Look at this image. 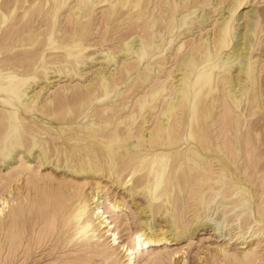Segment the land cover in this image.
I'll list each match as a JSON object with an SVG mask.
<instances>
[{"label":"bare ground","instance_id":"6f19581e","mask_svg":"<svg viewBox=\"0 0 264 264\" xmlns=\"http://www.w3.org/2000/svg\"><path fill=\"white\" fill-rule=\"evenodd\" d=\"M252 2L158 0L150 13V0H13L10 20L0 4V167H9L0 186L37 188L45 175L31 167L35 161L61 175H46L49 191L34 202L43 212H14V257L46 241L50 249L75 248L80 262L135 264L144 251V264L174 262L179 250L150 249L207 228L225 236L232 213L243 250L237 264H258L251 247L264 240V68L255 47L264 37V8L256 7L264 0ZM246 7L241 27L238 11ZM97 62L106 68L72 105L39 100L52 79L86 82V67ZM166 168L169 178L183 179L179 196H158ZM68 174L87 182L74 185ZM105 179L133 204L145 203L137 208L145 228L125 243L114 225L125 204L107 200ZM6 206L0 199V216ZM212 208L218 221H208ZM186 209L197 213L188 228ZM157 216L166 231L153 230Z\"/></svg>","mask_w":264,"mask_h":264},{"label":"rangeland","instance_id":"374dc122","mask_svg":"<svg viewBox=\"0 0 264 264\" xmlns=\"http://www.w3.org/2000/svg\"><path fill=\"white\" fill-rule=\"evenodd\" d=\"M3 1L4 0H0V2H1L0 4H2V6H3L2 10L4 9L2 11V15L5 16V18H7L8 20H10V18L14 17V13H11V12L8 13V11H11V10L14 9V8H12L13 4H11L13 2V0L12 1L11 0H8V1L5 0L4 2ZM216 1L220 2V0L219 1L218 0H214V2H216ZM255 1L256 2L257 1L261 2V0H253L252 5H255L254 4ZM150 3H151V5H150V13L157 12V9L154 8V6L156 7V4H158V0H150ZM227 3L224 2V6ZM5 5H6V7H5ZM7 5H9V6L7 7ZM256 7H258V9H263L264 8V4L258 3L256 5ZM9 8H10V10H9ZM250 9L251 8L246 7L244 9H241V10L238 11V15H240V17H241V20H240L241 27H245L246 20L248 19L247 17H245L246 16V12L248 10H250ZM6 10H8V11H6ZM103 10L104 9H99L96 12L97 15H98V18H99V20L97 22V30L98 29L101 30L100 33H99V36L102 35V31H103L102 30L103 27H102V23H101L102 20H100L101 17H102ZM63 11L66 12V9H63ZM3 12L4 13L7 12V13L3 14ZM262 13L264 15V11H262ZM218 19L217 18L216 19H211L209 22L213 21L212 24H214L216 22V20H218ZM125 25H126V22L123 24V26L121 28L122 31L125 29ZM262 26H263V29H264V22L262 23ZM211 27L212 26H210V28ZM210 30H212V28ZM203 34H205V32ZM121 35H122V33H119V35L117 34L116 35L117 38L115 37L114 38L115 40L113 39L110 44H113L114 47L120 46L121 42H122V40L120 39ZM260 35L262 36V34H260ZM194 36H195V38L196 37L199 38L200 33L198 31H196ZM261 36L258 37V40L260 42L259 43L260 46L258 45V41H257V45L258 46L255 47V52H257L258 55H259L260 51L262 53L261 60L263 59V61H261L259 69H261V67L264 68L263 67V65H264V39L263 38L264 37L261 38ZM260 38L262 40H260ZM113 41H115L114 43H116L117 41L118 42L120 41V42L119 43L117 42L116 44H114ZM258 48H260V49L258 50ZM90 50H91L90 52L88 51V54L89 53L91 54L89 56H95V55H93L94 54V51H93L94 49H90ZM257 54L255 53V55H257ZM86 55H87V53H86ZM95 64H96V66L95 65H93V66L92 65H88V67H86L87 69H85V71H84V74L87 73V75H88L87 78H86L87 79L86 82H83L84 80H82V79H74L71 82V80L66 79V78H62V77H61L62 79H60V78L52 79L53 80L52 81L53 84L50 85L49 86L50 88H47L41 94V96L39 97V100H41L42 102H45V100L48 99L49 96H50V98L53 99L54 102H55L54 103V105H55L54 109H58L57 107L60 106V105H62L64 107V104L69 103V102H70V105H72L73 102L85 92V88L83 90L82 87L87 85L89 82H91V81L93 82L94 81V75H95L96 71H98V69H103V68L105 69L106 68L104 65L101 66L99 64V62H97ZM118 71L119 70H116V73ZM119 73H117V77H119ZM61 87L63 89L65 87H67V88H70V90L67 93H63L62 90H60ZM38 91H39V89H37L35 91V93L38 92ZM80 92H81V94H80ZM32 94H34V93H32ZM58 94H60V95H58ZM73 96H75V97H73ZM68 97H70V98L72 97V99H70ZM56 98L58 100H56ZM73 98H75V100ZM134 102H135V99L133 100V103ZM32 165L33 166H31V167H34V170H38L40 176H41V174H42V176L45 175L44 176L45 179L41 183L38 184L37 188L25 187V184L20 181V183H18V189L15 190L16 186L14 187V184H11V193H8V190L5 188L6 183H3L0 186V199H3V200H5L7 202V206L3 210V212H2V214L0 216V241L2 243L1 244L2 248L1 249L3 250V251L1 250V252H0V264H54V263H56V264H58V263H61V264H80V263L81 264H99V260L94 259V258L93 259H94L95 262H93V263H89V262L86 261V260H88L90 258H87L86 260H84V262H86V263L80 262L79 260L76 261L74 259L76 257V255H77L76 253H74L75 248H67L65 246L57 245L58 247L56 249H53V248L50 249L49 243L48 242L46 243V241L44 243H38V242H36L34 244L32 243L29 251L26 254L23 255V253H22L23 251H20L19 253L17 252L15 257H14V242H15V240H14V227H11V225H9V224L14 222V212L16 213V212L20 211L19 208L21 206H23V208L21 207L23 210L31 208L30 210L33 213H38V212L40 213L41 210L43 212V209H42L43 206L40 205L39 206L40 208L37 207L36 204L34 206V202H36L37 199H38L37 201L39 202L41 200V197L44 195L42 193H46L47 191H49V187L47 186L49 184V183H47V182H49V180H48V176H46V175L48 173V175H53V177L54 176H57V177L61 176L59 174L60 171H56L57 172L56 173L54 170L50 171L51 169H49V167H45V166L39 167V165H37L36 161L33 162ZM8 170H9V167L7 169H5L4 167H0V176H1L0 178L6 176ZM170 170H171L170 168H166L163 171V173H162L161 185H160V187L158 189V191H159L158 196H179L180 191L184 188L183 185H185V184H183V179L180 180V181H176V179L169 178ZM184 171H185V169H180L179 170V174L184 172ZM54 172H55V174H54ZM69 176L70 175L68 174L67 177L69 179H71V178L74 179L75 178L74 180L72 179V181H69L72 184L74 183V185H77L80 182L81 183H86L87 182V181L84 182V180H87V179H82V178L73 177V176L72 177L70 176L71 177L70 178ZM138 176L139 175L136 174L133 177V180L138 178ZM104 181H105V183H104ZM106 181L107 180L105 179L103 181H100V183L102 182L101 183L102 186L107 188L106 189L107 192H108L107 195H106L107 200L110 203H112L115 200L120 201V202L123 201V203L125 204V208L122 211L123 213L122 212L118 213V215H117L118 217L116 219V222L114 223V225H116L117 232H119L120 239L122 238L121 240L124 241V243H125V242L128 241V236H129L130 232H133V233L140 232L142 230V228L144 230L145 226L142 225V223L144 224V220L146 218H144L143 216L141 217L139 215V212H138L137 208H142V206H144L145 203L141 199L140 200L136 199V203L134 202V204H133V202L131 201V198H129L127 196H123V193H122L121 189H117L115 186H111L110 183L108 181L106 183ZM90 182H92V181H90ZM44 184H45V186H44ZM41 185L43 186V188H42ZM40 186H41L42 189L40 188ZM87 189L88 188H86L85 190H87ZM109 193H110V196L108 195ZM207 196H208L207 197V201H210L213 198L211 194H207ZM121 198H123V199L121 200ZM23 204H25L26 206L23 205ZM209 204H211V203H209ZM188 205H190L191 207L188 206ZM188 205L186 206V208H192V206H193V204L190 203V202H189ZM212 209H213V211L210 210V213L207 212L208 215L211 214L208 217V221H209V219L213 220V219L216 218L215 214H214L215 213L214 212V208H212ZM186 211H187L186 213H185V211L183 212L184 215L182 214L181 222L183 224L182 223L181 224H182V226L188 228L190 226V224H192L191 223V221H192V213H194L195 215H197V213L196 212H190L189 209H186ZM212 214H214V216ZM231 214L232 213H229V215L226 218L227 220L225 221V225H224L225 229H224V231H223V229L221 230L222 234H224L225 236L218 237L219 235H216L218 232L215 233L214 230L211 231L212 228H207V229L199 230L193 236V238L190 239V240H185V241L183 240V241H181L180 243H177V244L174 243V242H171V243L168 242V243H164V244L162 243L160 246H158V248L153 247V248L150 249V251L151 250H154V251L156 250L155 252H157V250H158V252H160V253L166 252V250L167 251H171V252H174V251L178 252V250L180 251V252H178V255L180 256L178 259H176L174 262L173 261L164 262L163 264H183L184 261H185V264H217V263L218 264H222V263L227 264L226 262H228V264H237L238 262H236V261L238 259L236 258L237 257L236 255H240L243 252V250H240V248L242 247L239 244L241 240H237L238 236L240 235L239 229L236 226L238 224V222H235L234 216H233V214L232 215ZM90 217L91 216L89 215L88 219H90ZM202 217H203L204 220H206V218L204 216H202ZM158 218H159V216H157V219L156 218L154 219L155 220L154 221L155 228L153 230H157L158 229L157 231H159V230L162 229V231H166L167 230V228H166L167 226H165V223L163 222L162 219H158ZM218 220L219 219H217V218L215 219V221H218ZM215 221L212 222V224H214ZM228 224H231V225H228ZM94 225H95V223H93V226ZM232 225H234V226H232ZM224 226H223V228H224ZM230 226H231V228H230ZM8 229H9V231H8ZM9 233L10 234L12 233V235H11L12 238L9 235ZM228 234H229V236H228ZM232 235L233 236H237V238L233 237ZM99 236L100 235H97V237H99ZM258 239H261V237L259 236ZM261 240L258 241L259 245H257L258 243L255 242L254 246L251 247L252 251L254 252V254L256 253L255 254L256 257L258 256V258H257L258 259V264H264V242H263L264 240H263V238ZM102 241H103L102 239L99 240L98 245H100L102 247L103 246L102 244H104L106 246L107 241L105 243H101ZM188 241H190V242H188ZM99 243H101V244H99ZM105 246H103V249H105L104 248ZM259 246H261L262 248L259 247ZM101 247H99V249L103 250V249H101ZM219 247H222V248H219ZM224 249H226V251ZM218 250H220V252ZM256 250H258V251L256 252ZM235 251H237V252H235ZM246 251L247 250H245V252ZM147 254L148 253L146 251H144L139 257L136 258L135 264H144L146 262L145 260H147ZM214 261H216L217 263L214 262ZM219 262H221V263H219Z\"/></svg>","mask_w":264,"mask_h":264}]
</instances>
